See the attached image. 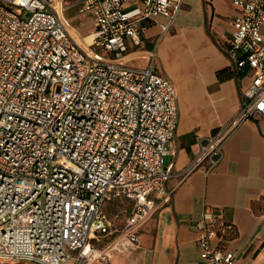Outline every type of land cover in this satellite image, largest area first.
<instances>
[{"label": "built area", "instance_id": "1", "mask_svg": "<svg viewBox=\"0 0 264 264\" xmlns=\"http://www.w3.org/2000/svg\"><path fill=\"white\" fill-rule=\"evenodd\" d=\"M237 7L228 54L249 76L244 104L181 172L206 162L208 171L249 118L264 116V0H233ZM79 5L92 29L77 40L62 13ZM185 0H0V261L92 264L139 245L138 229L153 211L150 196L170 194L166 183L178 149V91L155 68L119 61L142 43L159 16L167 31ZM88 37L91 40H88ZM103 52H108L105 55ZM133 202L125 239L99 249L111 234L107 206ZM217 217L195 221L204 264H239L218 247ZM1 264V263H0Z\"/></svg>", "mask_w": 264, "mask_h": 264}, {"label": "crops", "instance_id": "2", "mask_svg": "<svg viewBox=\"0 0 264 264\" xmlns=\"http://www.w3.org/2000/svg\"><path fill=\"white\" fill-rule=\"evenodd\" d=\"M126 2L133 5L138 0ZM236 8L233 0H185L167 31L163 28L167 19L157 17L143 30L142 43L127 55L141 52L148 61L155 52L156 63L163 60L166 70L156 69L174 80L178 152L168 162L173 164L166 183L170 194L165 198L151 194L154 211L138 229L139 245L92 264H204L195 221L205 210L217 217L220 249L234 251L239 264H264V116L249 118L236 128L225 143L223 159L211 171L204 162L181 174L199 152L200 138L229 121L245 101L249 76L228 54ZM77 16L92 29L89 15ZM62 17L77 40L89 32L70 23L64 12ZM177 63L185 65L186 73L175 68ZM126 201L133 209V202Z\"/></svg>", "mask_w": 264, "mask_h": 264}, {"label": "rangeland", "instance_id": "3", "mask_svg": "<svg viewBox=\"0 0 264 264\" xmlns=\"http://www.w3.org/2000/svg\"><path fill=\"white\" fill-rule=\"evenodd\" d=\"M68 1L69 0H63V2L65 3H68ZM78 13L79 5L77 4H73L64 10V15L70 23H73L81 28L83 32H85V30L90 31V26L88 25L89 23H87V20L79 18L77 16ZM103 53L105 55H108V52ZM148 61L144 54H142L141 52H137L133 56H127L121 59L119 62L131 66H144L148 64ZM155 68H157L159 71H164L165 67L163 60H161L159 63H156ZM169 160L170 157H167L166 163H168ZM131 206L132 205H130L129 201H122L120 199H116L109 203V205L107 206V214L112 222V233L101 235L99 237V240H93L92 242L96 247H98L99 249H104L107 248L109 244H112L113 246V244H115V241L119 242L120 240L125 239V236L123 235L126 234L128 230L127 223L128 218L131 216ZM107 251H110L111 254L115 253L113 252V250H111V248H107Z\"/></svg>", "mask_w": 264, "mask_h": 264}, {"label": "bare ground", "instance_id": "4", "mask_svg": "<svg viewBox=\"0 0 264 264\" xmlns=\"http://www.w3.org/2000/svg\"><path fill=\"white\" fill-rule=\"evenodd\" d=\"M88 40L90 41L91 40V38L90 37H88ZM175 68H177V69H179L180 71H182V73H186V67H185V65L183 64V63H177V64H175Z\"/></svg>", "mask_w": 264, "mask_h": 264}, {"label": "trees", "instance_id": "5", "mask_svg": "<svg viewBox=\"0 0 264 264\" xmlns=\"http://www.w3.org/2000/svg\"><path fill=\"white\" fill-rule=\"evenodd\" d=\"M133 214V209H131V215ZM130 218V217H129ZM129 218H128V220H129Z\"/></svg>", "mask_w": 264, "mask_h": 264}]
</instances>
